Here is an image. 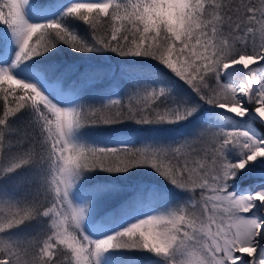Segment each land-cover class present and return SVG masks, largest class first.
I'll return each mask as SVG.
<instances>
[{"label":"snow or ice","instance_id":"6c2138e0","mask_svg":"<svg viewBox=\"0 0 264 264\" xmlns=\"http://www.w3.org/2000/svg\"><path fill=\"white\" fill-rule=\"evenodd\" d=\"M254 176L264 0H0V264H264Z\"/></svg>","mask_w":264,"mask_h":264},{"label":"trees","instance_id":"16d2710c","mask_svg":"<svg viewBox=\"0 0 264 264\" xmlns=\"http://www.w3.org/2000/svg\"><path fill=\"white\" fill-rule=\"evenodd\" d=\"M68 51H71L70 49ZM109 63H113V61H109ZM99 87L96 89V94L100 95L108 91H116V92H123L127 89V83H124V78L120 77L116 74H110L106 79L99 82ZM106 98H117L113 97H106ZM136 135V133H133ZM264 182L261 181L259 176L249 177L242 182V187H248L250 184Z\"/></svg>","mask_w":264,"mask_h":264}]
</instances>
